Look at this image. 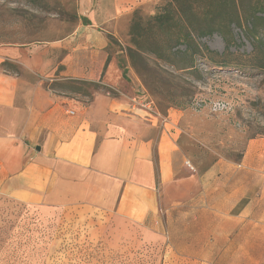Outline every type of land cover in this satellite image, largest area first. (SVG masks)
Returning a JSON list of instances; mask_svg holds the SVG:
<instances>
[{"label": "crops", "instance_id": "obj_1", "mask_svg": "<svg viewBox=\"0 0 264 264\" xmlns=\"http://www.w3.org/2000/svg\"><path fill=\"white\" fill-rule=\"evenodd\" d=\"M42 44L0 47V69L5 60L21 66V74L0 71V199L109 214L166 236L177 253L218 252L220 241L222 264H264V137L237 161L199 171L186 111L162 117L134 106L95 21ZM71 79L120 97L102 90L86 102L47 85Z\"/></svg>", "mask_w": 264, "mask_h": 264}, {"label": "rangeland", "instance_id": "obj_2", "mask_svg": "<svg viewBox=\"0 0 264 264\" xmlns=\"http://www.w3.org/2000/svg\"><path fill=\"white\" fill-rule=\"evenodd\" d=\"M167 1L0 0V47L44 46L43 42L59 41L75 33L82 23L95 21L107 36L109 58L117 60L122 75L123 68L127 69L121 91L100 85L117 96L120 91L152 101L162 117L171 109L186 111L194 136L188 153L199 171L221 159L237 161L249 140L264 137V71L219 69L197 61L198 74L177 72L151 51L131 59L130 29L135 13L152 16ZM258 28V38L264 41V23ZM232 29L235 41L231 50L248 65L253 40L246 36V29ZM201 41L219 54L226 49L217 34ZM24 43L36 44L18 45ZM75 48L72 44L71 49ZM5 62L14 67L1 68V72L21 74L17 62ZM85 82L71 79L47 85L87 102L102 90ZM218 249L177 253L166 236L149 237L142 227L117 224L109 214L83 208L53 211L0 199V264H222L220 241Z\"/></svg>", "mask_w": 264, "mask_h": 264}, {"label": "trees", "instance_id": "obj_3", "mask_svg": "<svg viewBox=\"0 0 264 264\" xmlns=\"http://www.w3.org/2000/svg\"><path fill=\"white\" fill-rule=\"evenodd\" d=\"M261 23H264V0H168L152 16L135 13L130 29L133 49L129 50V56L134 60L151 51L166 66L191 74L199 73L197 61L219 69L242 71L250 67L264 71V41L257 35ZM232 27L246 29V36L253 40L249 54L252 62L248 65L231 50L235 41ZM215 34L225 43L222 54L201 41ZM6 67L14 66L8 62L1 65L4 70ZM123 76H127L125 68ZM83 84L112 94L99 83ZM50 88L57 90L55 85Z\"/></svg>", "mask_w": 264, "mask_h": 264}, {"label": "built area", "instance_id": "obj_4", "mask_svg": "<svg viewBox=\"0 0 264 264\" xmlns=\"http://www.w3.org/2000/svg\"><path fill=\"white\" fill-rule=\"evenodd\" d=\"M132 102H133L134 106H138L139 108H142V109H148L152 113L155 112V110L153 109V102L152 101H149L147 99L139 100L137 98H134L132 100ZM165 122H167V121H165ZM188 165L192 168V166L189 163H188Z\"/></svg>", "mask_w": 264, "mask_h": 264}]
</instances>
